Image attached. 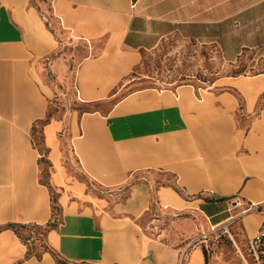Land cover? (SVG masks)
<instances>
[{
  "label": "crops",
  "instance_id": "obj_1",
  "mask_svg": "<svg viewBox=\"0 0 264 264\" xmlns=\"http://www.w3.org/2000/svg\"><path fill=\"white\" fill-rule=\"evenodd\" d=\"M239 29L264 45V0H0V264H177L181 251L206 264L201 245H167L142 226L154 178L187 197L163 187L167 207L213 229L242 216L246 245L264 218V107L250 116L264 74L205 101L192 87H123L139 52L172 33L212 40L233 63ZM77 45L87 52L76 65ZM55 91L83 110L50 116ZM88 182L129 183L130 195L96 198ZM8 224L46 228V248L33 252Z\"/></svg>",
  "mask_w": 264,
  "mask_h": 264
},
{
  "label": "rangeland",
  "instance_id": "obj_2",
  "mask_svg": "<svg viewBox=\"0 0 264 264\" xmlns=\"http://www.w3.org/2000/svg\"><path fill=\"white\" fill-rule=\"evenodd\" d=\"M249 33L237 30L236 37H241L245 41L241 43L243 45L241 55L233 63L223 59L221 50L212 40L185 39L179 33H172L155 48L139 52L137 63L124 78L125 92L147 88L175 90L186 86L191 91L193 88L197 97L201 94L205 101L208 91L227 90L225 83L232 81V78L251 80L254 76L264 74V45L251 39L246 40L249 38ZM76 49L75 64L77 65L83 60L87 50L78 45ZM97 52V48L88 49V55ZM230 92L239 100L242 109L241 96L236 91ZM55 93L56 98L51 100L49 109L50 116L65 111L70 112L71 109L83 110V106H78L69 98L71 91H55ZM263 107L264 95L256 102L255 110L250 114L251 119L257 118ZM39 129L40 125L35 128V132ZM35 140L40 144L39 133H35ZM62 161L66 164L68 158L64 156ZM73 162L77 166V161L73 159ZM149 181L151 182V186H148L149 210H145L139 220L144 229L152 233L156 240L167 245H201L206 256V264H244L238 252V249L243 250L245 246L242 216L229 221L227 230L222 227L213 229L201 214L186 210L180 205L167 207L166 203L160 200L159 191L163 187L172 190L179 197L178 201L187 199L179 186L170 184L163 178L149 179ZM130 189L129 183L103 187L88 182L86 186V191L96 198L115 195L114 202H124L130 195ZM55 197L56 193L52 192L54 203ZM246 213L258 214V211L252 210ZM45 230L44 227L36 228L29 225L17 235L28 248L38 252L46 248Z\"/></svg>",
  "mask_w": 264,
  "mask_h": 264
},
{
  "label": "built area",
  "instance_id": "obj_3",
  "mask_svg": "<svg viewBox=\"0 0 264 264\" xmlns=\"http://www.w3.org/2000/svg\"><path fill=\"white\" fill-rule=\"evenodd\" d=\"M238 203V198L233 200V205H237ZM255 209H257V207H255ZM248 210H251V207H248L247 211ZM32 226L35 227V225ZM218 227H222L227 230V223H223ZM238 252L244 264H264V218L256 232L247 240L244 249H238ZM185 261L186 253L185 251H181L177 259V264H184Z\"/></svg>",
  "mask_w": 264,
  "mask_h": 264
},
{
  "label": "trees",
  "instance_id": "obj_4",
  "mask_svg": "<svg viewBox=\"0 0 264 264\" xmlns=\"http://www.w3.org/2000/svg\"><path fill=\"white\" fill-rule=\"evenodd\" d=\"M6 227H12V228H14L15 229V232L17 234V233H21L22 232V229L25 228V227H28V226H26V225H20V226H17L16 227V226H13L12 224H8V225H6ZM35 227L37 228V226H35ZM0 229H1V227H0ZM28 250L30 252V249H28ZM205 258H206V256H205Z\"/></svg>",
  "mask_w": 264,
  "mask_h": 264
},
{
  "label": "bare ground",
  "instance_id": "obj_5",
  "mask_svg": "<svg viewBox=\"0 0 264 264\" xmlns=\"http://www.w3.org/2000/svg\"><path fill=\"white\" fill-rule=\"evenodd\" d=\"M215 229V228H214Z\"/></svg>",
  "mask_w": 264,
  "mask_h": 264
}]
</instances>
